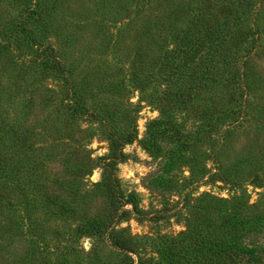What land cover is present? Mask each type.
Masks as SVG:
<instances>
[{
  "label": "rangeland",
  "instance_id": "obj_1",
  "mask_svg": "<svg viewBox=\"0 0 264 264\" xmlns=\"http://www.w3.org/2000/svg\"><path fill=\"white\" fill-rule=\"evenodd\" d=\"M32 1L0 0V85L7 83L0 89L14 93L15 104L28 103L27 126L34 128L8 145L1 141L8 129L5 115L1 119L0 264H135V252L148 264H176L172 243L203 224L205 197L227 202L221 215L231 216L230 204L237 202L264 214V52L250 64L260 78L248 92L257 119L223 126V146L214 157L207 145L177 154L175 144L149 138L167 104L161 98L172 72L166 55L174 34L201 4L209 5L210 18L220 24L228 12L213 1L221 0H52L42 20L44 43L70 47L64 60L68 86L63 75L38 64L30 43L10 39L3 49L18 12ZM257 17L264 31V13ZM63 98L78 102L77 117L59 107ZM206 107L208 99H195L188 111L172 110L171 121L194 133V126L206 125ZM55 127L58 136L51 134ZM113 138L121 158L107 167ZM60 155L66 159L57 160ZM216 164L225 183L213 174ZM105 178L115 180L117 192L135 206L111 225L110 242L95 234V219L104 221L108 212ZM257 231L253 244L264 249V221ZM117 240L130 250L114 247Z\"/></svg>",
  "mask_w": 264,
  "mask_h": 264
},
{
  "label": "trees",
  "instance_id": "obj_2",
  "mask_svg": "<svg viewBox=\"0 0 264 264\" xmlns=\"http://www.w3.org/2000/svg\"><path fill=\"white\" fill-rule=\"evenodd\" d=\"M206 1L210 0H204ZM51 2L52 0H33L28 6L21 5L23 7L18 12L16 22L11 25V29H8L11 30L10 34L4 36L3 49L8 50L10 39L14 42L20 39L30 43L38 64L63 75V83L68 86V68L64 60L70 47L64 48L60 45L52 47L44 43L46 23L42 20L51 9ZM213 2H215L214 6H219L228 12L224 21L217 23L210 18L212 14L209 5H199L192 18L188 17L186 28L174 34L172 49L166 55L168 60L166 67L172 68V72L169 75V84L162 93L161 101L164 100L167 104L162 107L161 119L153 123L158 127L156 133L149 138L154 141L160 138L161 141L175 144L177 154L188 152L194 146L207 145L210 148L211 157H214L223 146L225 133L221 131L223 126H226L225 129L234 128L245 123L246 119L250 121L257 119L253 114L248 92L251 84L253 88L257 83L260 84V78L250 64L259 53L264 52V39H262L264 31L259 22L260 17H257L258 13H264V0ZM249 9L252 10L251 21L247 23ZM37 26H40V29H37ZM234 37L235 41H233ZM71 40L73 41L74 38ZM56 48L59 49V54ZM6 64L5 68L12 70L11 62L6 61ZM4 72H6L5 69ZM5 84L7 83L0 86L3 88ZM2 88L0 96L5 98L0 103V129L3 115H5L3 124L8 129L1 132V141L13 146L16 144L14 138L18 136V133L23 140L34 128L27 126L30 123L28 103L20 101L22 105L15 104L14 100L10 99V97L14 98L15 94ZM195 99L209 100V108H205L207 114L204 117V123L206 125L205 127L194 126V133L190 130L185 132L172 123L169 113L172 110L188 111V107ZM59 107L71 118L81 113V107L75 100L63 98L59 102ZM215 108L218 109L213 113L211 109ZM219 121H223L224 124L219 126L217 124ZM39 129L42 130V128ZM60 132L61 130L55 127L51 134L58 136ZM118 143L119 141L113 138L109 145L107 167L114 165L121 158V155H117ZM54 158L50 157L51 160ZM65 159V155L57 158L60 161ZM3 163L5 164L0 161V169ZM217 168H219L218 164L213 174L225 183L227 179L220 177ZM104 169L103 171H107L105 167ZM233 179L239 181L241 176L233 177ZM116 184L113 179H103L101 187L107 199L108 212L104 221L95 219V234H105L109 242L113 240L111 225L135 208L132 202L124 200V197L117 192ZM5 198L13 200V196L9 193H5ZM204 199L207 213H205L203 224H197L196 227L191 228L190 232L182 233L180 239H175L172 243L170 250H174L175 263L264 264V249L253 244V238L258 234L257 227L264 221V214L254 213V210L243 207L237 202L230 204L234 209L231 216L221 215L220 207L226 206V201L212 196ZM126 205L131 207L129 211L122 208ZM83 220L86 224L91 223L90 218L85 217ZM113 246L122 251L130 250L122 240H117ZM130 252L134 253L132 250ZM134 254L137 255L135 264H148V261L139 253ZM159 256L163 257V253L159 252Z\"/></svg>",
  "mask_w": 264,
  "mask_h": 264
}]
</instances>
